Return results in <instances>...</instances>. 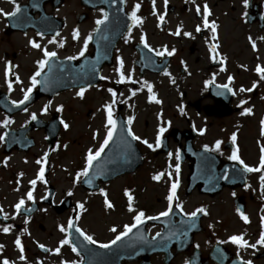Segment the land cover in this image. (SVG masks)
Segmentation results:
<instances>
[{"label":"flooded vegetation","instance_id":"obj_1","mask_svg":"<svg viewBox=\"0 0 264 264\" xmlns=\"http://www.w3.org/2000/svg\"><path fill=\"white\" fill-rule=\"evenodd\" d=\"M15 2L22 9L16 17L0 15V101L9 99L12 102H19L23 99L22 89L31 87V77L38 70L37 61L44 57L41 50L31 46L30 41L35 40L41 44L42 48L56 52L57 56L52 59H57L58 62L73 56L77 57L74 60H79L84 55L91 56L94 53L91 41L88 42L84 55L80 56L79 53L84 47L86 38L89 35L92 36L97 25L96 21L103 19L104 13H107L104 0H15ZM136 4H140L137 16L148 25L153 22L152 26H154L160 22L159 16L163 15L164 22L160 23L165 29L160 28L159 33L154 29L153 34L149 36L145 30L137 29L136 24L133 23L131 30L114 50L112 64L102 66L100 75L104 78H101L95 89L97 96L101 98L104 95L110 97L112 92L109 89H111L116 93L115 100L124 102L126 106L131 105L133 101L142 103L144 109L132 117L136 130L132 126L131 130L137 132V136L140 137L137 145L145 161L134 173L124 174L101 183L98 192L108 191L121 179L135 178L145 173L147 166L151 167V171L159 169L156 166L163 164L154 161L151 165L150 155L156 159L163 158L165 162L171 160V163L179 166L178 153L185 148L187 139H192L195 149L205 148V146L211 149L215 147L217 141H221L220 151H212L219 155L220 164L216 170L227 171L224 174L233 177L230 181H235L226 184L218 180L214 188L207 189L209 194H214L213 192L218 190L215 195H202L195 190L192 196L189 195L190 197L185 196L186 184L179 183L177 199L172 202V208H178L177 204L183 205L182 213L184 215L187 213L186 216H191L192 212L203 208L207 215L197 214L200 216L201 231L193 236L192 247L186 252L175 253L172 261L174 264H187L193 252L198 251L201 257L200 264H214L206 260L209 259L215 242H219L226 246V253L231 254L227 264H236L237 258L243 262L251 261V264H264V245L258 243L261 233L264 232V219H262L264 218V186L260 179L264 175V170L247 172L239 162L229 159L232 152L238 148V154L245 164L249 167H258L262 155L261 147L264 146V134H262L264 133V124H262L264 122V79L256 71L258 66L264 67V39H262L264 37V0H248L247 7L244 6V0H167V4L165 0H162V6L158 8L156 4L153 6L152 0H127V10L130 14L135 11ZM205 4L211 12L208 16L209 23L215 22L218 25L215 36L210 28L204 27ZM197 6L201 9L199 13L196 11ZM0 9L11 12L14 10V4L10 0H0ZM197 26L201 28V31H196ZM77 29L80 33L78 40L73 39V33ZM178 29L181 30L180 35H175ZM41 32L44 33L43 37L38 35ZM55 32L59 35H53ZM184 33H191V36H186ZM142 37L146 38L152 49L166 48L168 51H174V54L155 55V51L150 52L144 47ZM53 39L56 43H49ZM253 43L256 45L255 49L252 46ZM60 44L64 46L60 47ZM213 44L219 46L215 60L212 59L211 52ZM121 60H123V68L120 66ZM166 60L167 66L164 71L161 74L155 73ZM137 63L149 70H141ZM121 72L125 80L118 83ZM17 76L22 83L16 81ZM229 77H232V83L229 84L232 91L221 87L229 83ZM164 78L168 81L167 86L171 91L165 106L156 107L153 104L156 103L157 98L150 99L155 96V90L152 89L149 93L144 82L147 81V84L152 85L154 80L161 81ZM173 79L175 83L172 82ZM9 81L13 85L11 90L8 88ZM209 81L212 83H208ZM241 88L252 89V91L241 92ZM133 92L136 94L132 95ZM67 95L69 92L58 94L57 98L54 97L51 100L41 99L27 111L24 110L12 116H8L5 110H0V125L5 119L13 121L7 129L0 126V136H3L5 132L8 133L9 130L12 131L4 140H0V186L7 184V177H4L1 172L7 170V165L14 163L15 157L27 154L19 150L22 144L17 140V132L29 124L30 112L40 102H44L49 105L48 111L45 114V105H42L36 113L38 117L50 122L55 118V113H58L65 122V111H57V109L61 106L64 109L67 106ZM56 99H59L57 108L54 104ZM244 101L247 103H242ZM248 108L252 109L251 114H242ZM28 115L30 116L27 117ZM141 115L142 126L139 130ZM161 127L165 129L162 135L159 131ZM191 128L194 133L185 137V133L187 134ZM68 132H71V129L70 131L65 129L63 123H60L56 143V149L58 148L59 151L56 156H59V160L62 161L66 158L62 156L61 151L69 149L70 145L68 140L64 141ZM41 134V131L30 130L29 135L37 139V136ZM233 134L237 137L235 144L231 140ZM157 138L160 144L165 142L169 149L168 155H158L161 146L160 144L156 146ZM143 140L153 144L154 148H148L142 143ZM64 143L66 146L62 147ZM35 146V149L45 147L44 143L40 144L37 140ZM35 158L40 160L38 154ZM190 165V162L185 163L180 173L185 176H177L178 180L186 181L190 173ZM233 170L236 171L231 172ZM78 174L75 173L73 176L75 181ZM171 174L174 173L171 172ZM82 178L83 176L80 177ZM100 178H103V175ZM74 180H71V183ZM136 187L138 186H125L121 191H132ZM181 187H183V199L180 196ZM5 196L4 190L0 188V207L2 208ZM158 203L163 206L161 212L167 210L169 203L167 196L164 199H158ZM4 209L6 210L5 207ZM3 212L0 214L3 215ZM241 213L248 217V223L241 218ZM133 223H135L134 220L131 224ZM231 224H236L239 231L228 236L226 232L231 228ZM18 229L22 230L23 226L19 225ZM161 230L162 227L150 228L152 236ZM234 235H243L250 245L254 244L256 247L240 248L230 241V237ZM115 238L103 244L111 243ZM0 246H3L1 242ZM39 250L37 247L36 251ZM69 255L74 256L71 249ZM33 256L39 259V263L44 262L41 259L44 256L40 253H33ZM3 257H7V253L0 249V264L4 261L1 260ZM160 257L153 256L152 264H162Z\"/></svg>","mask_w":264,"mask_h":264},{"label":"rangeland","instance_id":"obj_2","mask_svg":"<svg viewBox=\"0 0 264 264\" xmlns=\"http://www.w3.org/2000/svg\"><path fill=\"white\" fill-rule=\"evenodd\" d=\"M155 86L158 89L161 96H163L166 100L168 98V95L171 91L169 89V86H167L166 82L164 85H160L158 82H155ZM96 98V94L92 96V99ZM64 100V99H63ZM97 101V100H96ZM78 102H73V110L76 109L78 112H81L80 115L73 114V111L69 106H66L63 109V112L65 111L66 117L69 119L72 118V130L71 132H68V134L65 135L64 141L68 140L69 142V151H61L63 152L62 156L66 158V160L62 161L59 160L58 156L54 157V163L52 168L53 171V182L57 186L56 189L61 192L59 194V197L62 196V193L64 190H66V194H68L69 190L73 188L71 185V180H74L73 173L75 169L78 167L74 166H80L84 164V155L91 146V144H94L97 139H99V136L96 137V139L92 142V140H89V133L86 132L88 130V127H100L103 123L100 122V116L103 115L102 112H96L92 116V114L89 113L90 106L87 104L84 106V102L77 104ZM70 113V115H67ZM98 115V116H97ZM141 120L139 121L138 127L139 130L142 126V115ZM90 130V129H89ZM144 129H142L143 131ZM80 138L78 139V137ZM84 138V143L78 145L77 139L82 140ZM81 143V142H79ZM99 142H97L98 144ZM66 144L62 145V147H65ZM41 153L39 150L38 155ZM60 155V154H59ZM35 156L32 152L25 154V155H19L14 158L13 162L14 164H10L8 166V170L1 172V174L4 175V177H7V184H1L0 188L4 190V193L7 194V199L3 201V204L7 207L9 213L13 212V207L19 202L21 199L25 198V192L24 191H17L18 187L17 185L10 184V180L13 178V172L17 173L16 178H19V180H22V185L24 188L27 189V193L33 189V185L30 183L32 180H35L38 177L39 170L38 169V163L35 160ZM154 161H165L163 158H153L150 155V164L153 165ZM77 164V165H75ZM164 165H158L156 167L161 168ZM171 166V165H170ZM165 167H168L167 165ZM62 168V170H61ZM150 166H147V168L144 170L145 173H142L138 176L129 177L127 179H121L117 181L110 190L111 193L114 194L110 196L111 202H113L114 199H117V211L113 210H106L104 209L101 199L98 197V195L91 194L92 196H88L86 194H80L78 191L74 198L78 204H83L84 208L87 210L84 212V218L83 221L85 224H88L90 229H93L97 231V233L102 236L104 239H108L111 237V235L108 234L107 228L108 225L111 223H117L122 221V206L120 208L119 204V195L118 191H120L122 188L126 187H133V185H136L139 187V191H137L138 199L140 202V206H143L144 208L148 209L149 212L153 210L154 205L156 203V210L162 209L163 206L160 207L158 204L157 199L161 197L165 190L161 188V186L154 185L150 182V177L155 172H151ZM22 174V175H21ZM131 182V184L128 185V183ZM133 182V183H132ZM30 185V187H26ZM36 185L39 186V189H44L42 187V181H39L36 183ZM35 185V186H36ZM124 186V187H123ZM78 190V189H76ZM44 191V190H43ZM68 191V192H67ZM64 194V195H66ZM59 199V198H58ZM162 199V198H159ZM148 201H152L151 206L148 203ZM229 212V211H227ZM67 215V214H66ZM65 214L57 215L53 210L43 211L41 212L36 218L32 226H30V230L25 237L23 242V249L24 251L21 252L22 255L25 257V259L30 260L33 257V253L36 251L35 245L32 243V240H35L37 244L47 243L49 248L51 249L52 253L50 255V261H53L58 264H63L64 260H70V257L68 258H62V253L64 254L65 251L62 250V253H59L57 256L56 249L61 247V241L64 240V233L60 230H57L58 225H62V220L66 217ZM40 226L44 229H41ZM230 232H238L239 228L236 224H231V228H229ZM15 234L14 232H11ZM12 238H9L7 240L8 246L11 245ZM54 251V254H53ZM21 255V254H20ZM65 255V254H64ZM65 257V256H64ZM16 258V257H15ZM24 259V261H25ZM20 260V259H19ZM26 261V262H27Z\"/></svg>","mask_w":264,"mask_h":264},{"label":"snow or ice","instance_id":"obj_3","mask_svg":"<svg viewBox=\"0 0 264 264\" xmlns=\"http://www.w3.org/2000/svg\"><path fill=\"white\" fill-rule=\"evenodd\" d=\"M11 3L14 4V10L11 11V12H5L3 9H0V15H4L5 17H16L18 13L21 12V6L15 2V0H10ZM165 4H167V0H165ZM248 5V0H244V6L247 7ZM153 6H155V0H153ZM140 9V4H136L135 5V11H133L131 13V19L135 24L137 23H142L143 21L137 16V12L139 11ZM196 11L199 13L201 11L200 7L197 6V9ZM211 15V12L207 6V4L204 5V16H203V23H204V27L205 28H210L211 31L213 32L214 36H215V33L217 31V27L218 25L215 24V22L213 23H209V20H208V16ZM246 15V14H245ZM164 19L165 17L163 15H160L159 16V20L161 23L164 22ZM108 20V14L107 13H104V18L103 19H100V20H97L96 21V24L97 25H103L106 21ZM99 29H97L98 31ZM180 31L181 30H177L176 33H174L175 35H180ZM196 31L199 32L201 31V28L199 26H197L196 28ZM39 36L43 37L44 36V33H38ZM56 35L58 36L59 33H56ZM184 35L186 36H191V33H184ZM80 37V33H79V30H75L74 33H73V39H79ZM249 39L251 40V37H249ZM262 39H264V37H262ZM92 40V36L89 35L86 40H85V43H84V47L83 49L80 51L79 55L80 56H83L85 51L87 50V47H88V42ZM142 42L144 43V47L145 48H148V50L151 52V51H155V55L157 56H164L165 54H167L168 56H171L174 54V51H168L166 48L164 50H155V49H152L147 41H146V38L142 37ZM31 43V46L35 49H38V50H41L42 53H43V59H40L37 61V64H38V70L35 71L34 75H32L31 77V87H28L26 90L22 89L23 91V99L20 100L19 102H16V101H13V104L16 105L17 108H19L21 105H24L26 104L30 99H31V96H32V93L34 91V89L37 87V85L41 84L42 81L40 79H38V77H41V74L42 72L44 71V69L46 68V66L49 65V61L52 60V58L56 57L57 56V53L56 52H53V51H49L47 48H42L41 47V44L36 42L35 40H32L30 41ZM49 43H56V41L53 39V40H50ZM64 45L63 44H60V47H63ZM253 48L255 49L256 48V45L255 43H253ZM219 46L217 44H213L211 46V52H212V59L215 60L216 59V54H217V48ZM68 59H77V57L73 56V57H69ZM120 66L121 68H123V60L120 61ZM11 68L9 67V72H10ZM256 71L260 74L261 78L264 79V67H257ZM166 75H170V73H165ZM102 79L104 77H101ZM229 83L228 84H225V85H222L221 87L223 88H226L228 89V91H232V89L229 87V84L232 83V77H229ZM125 80V77L123 75V72H121V76H120V80L118 81L119 82H124ZM16 81L18 83H22V81H20V78L19 76L16 77ZM135 82V81H133ZM173 83H175V80L173 79L172 81ZM208 83H212V81H209ZM145 85H147V88H148V91L149 93L152 92V85H149L147 84V81L144 82ZM12 82L9 81L8 82V88L11 90L12 89ZM85 88H81L80 91L77 93V95L80 97V98H83L84 97V94H85ZM110 92H112V96H113V102L111 104H108L106 106V112H107V124H106V127L108 128V131H107V136L106 138L104 139L103 141V144L100 146V148L95 151V153H93L91 150H89L88 154H87V157H86V167L77 175L76 177V182H79L80 180V177L83 176V177H88L89 176V172L90 170L92 169L93 167V163L94 161L98 160L100 157H101V154L104 152L105 148L108 147L109 143L112 141L113 139V136H114V133L116 131V126H117V122L116 120L113 119V112H112V107H113V104L115 103V96H116V93L114 91H112L111 89H109ZM241 92H244V91H252V89H244V88H241L240 89ZM136 93L133 92L132 95H135ZM235 94V93H233ZM150 99H155V96H152L150 97ZM157 103H160V101H156ZM242 103H247L246 101L242 102ZM48 108H49V105H45L44 106V113L46 114L47 111H48ZM25 111H27V109L25 108L24 109ZM57 111H63V107L61 106L60 108L57 109ZM183 111V110H181ZM252 112V109L248 108V109H245L244 112L242 114H251ZM37 119V116L35 113H32L31 115V120H36ZM13 123L12 120L10 119H5L2 123V127H4L5 129H7L9 127V125ZM61 123H63V126L65 129H67L69 127V125L63 121H61ZM127 124L129 125L128 129H127V134L132 136V139L134 140H140V137L139 136H135L132 131H131V127L130 125L132 124V119H129L127 121ZM262 124H264V122H262ZM160 133L161 135L164 133L165 129L163 127L160 128ZM203 134V133H201ZM264 134V133H262ZM8 136V133L5 132L3 136H0V140H4L6 137ZM236 135L233 134V136L231 137V140L233 142V144L236 143ZM142 143H144L148 148L150 149H153L154 146L153 144L149 143L147 140H143ZM221 141H217L216 144H215V147L214 148H208V146H205V151H217L219 152L220 151V147H221ZM160 144V140L159 138H157V145L156 146H159ZM239 149L237 148L235 151L232 152L231 156H229V159L230 160H233V161H237L239 162V164L243 165L244 166V170L247 171V172H260L261 170H264V146L261 147V157H260V163H259V166L258 167H249L247 164H245V162L240 158L239 156ZM43 160L46 162L47 160V156L43 157ZM38 164L41 163V161H37ZM180 172V168L179 166L176 167V173L179 174ZM44 174H45V170L43 167L40 168V171L38 173V179L43 181L44 180ZM22 175V174H21ZM164 175V173H160L156 176L153 177L154 180H157L159 181L162 176ZM169 175H171V173H169ZM227 178V177H225ZM261 179V183H262V186H264V175H262L260 177ZM32 185H33V189L35 188V185L37 183V180H32L30 182ZM88 184L91 185L92 181L91 179H89L87 181ZM179 186V183L178 181L176 182H173L171 184V188H170V194L167 196V200H168V208L166 211H163L159 214V216H148L146 217L145 216V213L143 211H140L138 212L135 216H134V221L135 223L131 224V225H125L124 226V231L117 235L116 238L114 240L111 241V243H106V244H100L99 247L101 248H110L112 245H115L118 241H120L123 237L127 236L130 232H132V230L134 228H137L139 225L145 223V220H158L160 219V217H167L169 216L172 211H173V208H172V202L177 199L176 197V192H177V188ZM102 191V195L105 197V205L107 208L111 209L114 207V205L108 200L107 198V193L106 192H103ZM127 196H128V201H129V211H135V209H133L131 207V202L133 200V197L130 193L126 192L125 193ZM68 195H72L71 192L68 193ZM27 199L28 200H34V197H33V192L32 191H29L27 193ZM25 204V200L24 199H21L16 205H15V209H16V212L17 214L20 213V210L23 208ZM78 207L80 209H84V205L81 203L78 205ZM177 207L180 209V211L183 212V205L181 204H177ZM29 211H31V209H29ZM0 212H3V208L0 207ZM198 213H203L205 215H207L205 209L203 208H198L196 211L192 212L190 215L191 217H196ZM185 215H188L187 213H185ZM5 219H7V215L4 216ZM241 218L244 220L245 223H248L249 222V219L247 216L243 215V213H241ZM264 219V218H262ZM73 227V221H69L68 223V228L71 229ZM3 231L5 233L9 232V228L8 227H5L3 228ZM25 231H27V229H25ZM60 231L61 232H64L65 231V228L63 226L60 227ZM75 231L77 233H79L80 236H82L84 238L85 241H87V243L89 244H96L97 241L91 236V235H86L81 229L79 228H76ZM112 232H117V229L115 227H113L111 229ZM159 235V234H158ZM230 241L231 243L233 244H236L237 246H239L240 248H247V247H252V248H255L256 245H250L245 239H244V236L243 235H234L232 237H230ZM16 245L19 247L20 251L23 252L24 249H23V245L21 243V241L19 239H17L15 241ZM259 244L261 245H264V232L261 233L260 235V239L258 241ZM68 244H71V240L70 239H64L61 241V246L63 245H68ZM2 247V246H0ZM40 247L42 249H44V251H48V249H46L44 247V245H40ZM72 251L73 252H77V248L75 247V245L72 246ZM56 252L57 254H59L60 252V249L57 248L56 249ZM77 254H79L77 252ZM21 259H24V257L22 256ZM2 264H10V261L5 259ZM244 264H251V261H246L244 262Z\"/></svg>","mask_w":264,"mask_h":264}]
</instances>
